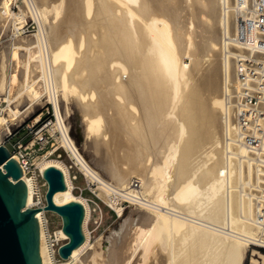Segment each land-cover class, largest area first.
<instances>
[{
    "label": "bare ground",
    "instance_id": "1",
    "mask_svg": "<svg viewBox=\"0 0 264 264\" xmlns=\"http://www.w3.org/2000/svg\"><path fill=\"white\" fill-rule=\"evenodd\" d=\"M95 1L67 0V4L60 1L53 5L52 18L59 19L64 5L68 11L59 19L61 23L55 20L60 24L52 27L54 21L45 24L49 3L43 1L45 7L41 2L39 6L35 0H25L38 31L34 40L11 44L9 56L8 44L2 45L0 91L8 87V97L17 81L18 95L26 92L32 103L41 97L36 83L43 81L59 122V147L69 153L87 180L100 186L99 193L107 200L111 199L110 189L124 190L148 213H138L130 230L133 233L125 244L122 241L123 246L119 244V252L112 253L109 248L115 245V235L110 245L97 253L86 228L88 203L73 194L67 166L57 159L38 162L35 157L32 165L41 175L50 166L63 174L65 189L54 193L53 202L61 206L75 201L85 210L83 243L67 259L53 263L41 237L42 264H97L105 256L106 264H146L160 248L167 251L165 256L150 263L240 264L247 243L264 246L259 245L264 240L258 237L262 231L256 222L264 207V165L257 163L264 157L241 142L234 104L235 59L244 53L235 43L244 24L238 5L242 8L240 4L249 5L250 0ZM188 1L191 4L186 6ZM7 16L13 18L18 30L23 13L12 15L6 6H0V21ZM88 17L92 19L88 21ZM84 29H92L91 38L98 31L102 33H98L96 43L95 38H86L91 45L85 37L77 40L83 32L75 37L70 33L73 40L66 33ZM74 42L79 43L81 52L86 49L80 61ZM21 51L25 52L23 60ZM183 57L190 62L187 64ZM10 60L17 67L21 64L23 73L19 76L20 71L14 68V73L12 68L14 72L7 80ZM34 68L37 79L32 77ZM69 95L82 113L84 139L91 141L99 154L98 166L111 182L89 165L69 135L58 102L59 96L67 101ZM5 100L7 108L0 112V142L19 115L18 109L10 107V98ZM3 125L6 130L1 131ZM134 175L140 183L138 189L131 186ZM22 180L28 190V207L35 177L24 171ZM110 203L121 212L115 201ZM254 255L251 264H264V253Z\"/></svg>",
    "mask_w": 264,
    "mask_h": 264
},
{
    "label": "rangeland",
    "instance_id": "2",
    "mask_svg": "<svg viewBox=\"0 0 264 264\" xmlns=\"http://www.w3.org/2000/svg\"><path fill=\"white\" fill-rule=\"evenodd\" d=\"M24 1H22V0H0V6H6L8 8V11H9L10 14L13 15V14H18V13L22 12L23 15H24L23 22H21V23L16 25L17 27H20L18 30L14 29L13 18L12 17L7 16L5 18L7 20L4 19L6 21V23L2 19L1 20L3 21V23H2V21H0L1 25L2 24L4 25L2 27L3 30L0 29V32H1L0 33V51H1V48H2L3 44H6V45H3V46H7V44H8V46L10 47L9 48L7 46V48H8L7 49L8 50V56L10 54L9 51L12 50V45L11 44H17V43L19 44V42L21 44L22 43L24 44L25 41L27 42L29 40L30 41L34 40L35 39V33H37L36 31H38L37 21L32 17V15H31V13L29 11L30 4H25ZM35 1H36L37 4L41 2L40 5L41 6H45V7H46V5H42V4H44L45 2H46L45 4L49 3L48 4L49 7L48 6L46 7L47 8L46 9L47 10L46 14L48 16H46V23L45 24L51 23V22L54 21L52 23L53 24L52 27L57 26V23L59 25L61 23L60 20L65 15L63 13H65V10L68 11V8L64 7L66 5L62 6L63 13H61V14L63 16L60 15V17H61V18L59 17L60 20L59 19H55V18H52V17L55 16L54 15V11L52 10V6L53 5H57L60 1H62V5L63 4H67V0L66 1L65 0H56V2L58 1L57 3H55V0H52V1L51 0L50 1L43 0L45 2H43L42 0H35ZM64 1H65V3H64ZM81 1H84V0H81ZM188 2H190V3H188ZM188 2L186 3V6L191 4V1H188ZM94 3H96L95 0H94ZM67 7H68V5H67ZM161 12L164 14L165 11L163 10ZM159 14H160V12H159ZM160 15H162V14H160ZM9 17H10V19H9ZM162 17H164V16L162 15ZM166 17H165V19H168ZM90 18L92 19V17H90ZM90 18L88 17L86 19L89 21ZM229 19L231 20V18H229ZM55 20H59L60 23L58 21L56 23ZM75 23H74V26H75ZM6 24H8V25L6 26ZM47 25H51V24H47ZM76 26H78V22H77ZM87 29L81 30L79 33H78V31L77 32H66V33H67L68 37H70L73 40L74 38H72V36L75 37V34L77 35V34H81V32H83L82 33L83 35L82 34L79 35V36H82L81 38L77 35V38H78L77 40L79 41L82 38L84 39V37H85V41L87 42L89 40V39H86L88 36L90 38H91V36H94L93 35V31L91 32L92 29L91 30L90 29L87 30ZM87 31H89V32H87ZM95 32L96 31H94V33ZM66 33H65V35H66ZM70 33L71 34L74 33V34L71 36ZM98 33L100 35V33H102V32L101 31L97 32V34L94 37L96 40L94 38H91V40L92 39L95 40V43H96V41L98 39ZM65 35L63 37L65 39H68V37H66ZM74 41L76 42V40H74ZM87 43L89 44V42H87ZM76 44L78 46H75V48H76V50L78 49L77 51L79 52V56H81V57L83 56L84 57L83 53H85L86 49L85 48H84L85 50L82 49V52H81V49L79 48V43L77 42L74 45H76ZM89 45H91V44H89ZM86 46H88V45L86 44ZM91 47L92 46H90V48ZM80 53L83 54V55H80ZM22 54H24V55H22ZM21 55L24 56V57L21 56V58H20V59L23 60L25 58V52L21 51ZM83 57L81 59L79 57L78 61L82 60ZM183 60L185 62L188 61L187 64L190 62L188 57H183ZM8 62L9 63H8V66H7V74H8L7 80H9V76L11 75V73H13L16 70L14 68H17L20 71V72H18L19 76L23 73V70H22L23 68H21L22 67L21 64L19 65V67H20L19 68V67L16 66L15 61H11L10 60ZM14 66H16V67H14ZM12 68L14 69V71H12ZM36 71H37V69L34 68L33 73H32V77L35 75L33 78L36 77V79H37V77L39 78V76H37L39 74H37L38 72H36ZM14 73H16V71ZM15 82H16V84H15ZM15 82L13 83V85L15 84V86H13V85L11 86V89H10L11 93H10V95H8V97H7V89H8V87L5 90L6 92L4 90L0 91V99H1V101H3L2 107L5 108V109L7 108V104L8 103L5 100V98H10V101H11L10 102V107L19 110V113H18L19 115L17 116L15 121H13V120L9 121L10 123L12 121L14 122V124L11 125V127H10L11 133L13 134V137L9 141V144H8L9 147L12 144H14L15 142H17L18 140H20L25 135V133H26L25 126L27 124H30L32 122V120L36 119L38 116H41L39 121L44 122V118H46V116H47V114H46V106L50 102L49 99H48L47 93H46V91L44 89L45 85L43 84L44 83L43 81H41V80L37 81V83H36L37 87L36 86L35 87L39 88L38 90H40V92H41V97L39 99H37V100H34L32 103H31L30 99L28 98L26 92H23L21 95H18L19 89H20V83L17 82V81H15ZM18 83H19V85H18ZM58 102H59V106H60V112L62 114V117L64 118V123L69 128V135L74 140V142L76 143L80 154L83 156V158L89 163V165L94 170L96 169L95 171L98 170L97 172H99L102 176H104V178L106 177L105 179L107 181H109L110 180L109 177L100 168V166H98V162H97L98 160L96 158H99V154L97 155L96 151H94L95 149H93L92 144H90L91 141L84 139V135H83L84 134V122H83V120H81V118H82L81 114L82 113H80V111H79L80 108H79L77 102L75 101L73 96H70V95H69L67 101L65 99L60 98V96H59ZM30 104H32V105H30ZM29 105H30V108L28 109ZM3 115H4V113H3ZM9 122H8V124H10ZM41 122H40V124H41ZM8 127H9V125H8ZM3 129L6 130V126L3 125L1 131ZM30 140H31V138H30V136H28L24 140V143H27V141H30ZM45 151H47V152L54 151V153L52 155H50L49 157H42L43 159H45V161L49 160V159H57V160L61 161L63 164H65V166H67V168L69 170L70 179H71V182L73 184V194L76 195V196H81L84 199L87 198V199L90 200V202L88 203V206H89V217H88V220H87V223H86V228H87V231H88L89 243L91 244V246L93 245L95 250H97V253H100L101 250L104 251L105 248H107L110 245V240L112 241V238H114V236L116 235L118 240L114 239L115 245L113 246L111 244L109 248H111V252L112 253H116L117 251L119 252L122 249L123 244H125L126 241H129V237L131 236V233H133L131 231L134 229V223L138 220V215H139L138 213H140V211H142V212L144 211L145 212L146 208L144 209L142 207H139V204H135L134 203V205L133 204L125 205L124 208L122 207L121 212L118 213L115 208H112L113 206L110 203V200H107L106 197L103 196V194L101 195L99 192H98L99 194L96 193L98 195L99 199L93 197L92 194L89 191H87V190H83L82 195H80V191L79 190L85 188V179H84L85 176L83 174V171L80 170L79 166L76 164V162L72 159V157L69 156V153H67L61 147H59L58 141L56 143H54L53 145L49 144L48 147L45 149ZM42 153L43 152H39V153L36 154V156H39L38 162H40ZM36 156H34V158ZM132 178L135 179L137 177L134 175V177H132ZM38 181L42 182V179L39 176H38ZM109 182H111V180ZM112 201H114V199ZM145 213H148V210ZM52 214L53 213L50 212L47 215H48V217L50 218L51 221H53L54 223H57L58 219L54 216L55 214H53V215ZM121 226H122V228H120ZM174 233H175L174 237L177 238V235H176L177 232H174ZM178 236H179V234H178ZM108 237H110V238H108ZM258 237H260L261 239H264V237H262L261 233L258 234ZM176 238H174V239H176ZM171 239L174 240L173 239V233H172ZM122 241H124L123 244H121ZM119 244L122 245V246H120ZM117 248H119V249H117ZM160 249L159 250L156 249L157 251L155 250L152 258H150V260H149V263L147 262L148 264H152V263H150V261L153 260L154 258H159V257L165 256V253L167 251L164 250L163 248H160ZM256 252L264 253V246H257L255 244H253V241H252L251 244L247 243V245L244 248L242 259H240V264H251V259L256 257L254 255V253H256ZM126 254H127V251H126ZM102 259H103V261H101ZM104 259L106 260V256L104 258L98 259L97 260L98 262H96V263L97 264H101L102 262H103V264H106V262L109 263L108 260H106V262H104Z\"/></svg>",
    "mask_w": 264,
    "mask_h": 264
},
{
    "label": "built area",
    "instance_id": "3",
    "mask_svg": "<svg viewBox=\"0 0 264 264\" xmlns=\"http://www.w3.org/2000/svg\"><path fill=\"white\" fill-rule=\"evenodd\" d=\"M240 5H243V7L239 8L238 5V13L239 10L242 11L244 24L243 30L240 34H237L235 43L244 50V53L243 55L239 54L235 59L236 102L234 104L236 109H238V133L241 142L245 146L258 150L260 152L259 155L264 157V0H250L249 5L246 2ZM227 100H230L228 96ZM2 104L3 101L0 100V112L3 108ZM46 114L44 122L39 121L41 116H38L30 124H27L25 126V135L10 147L8 144L13 137L11 132L0 142V145L6 146L10 155L16 158L22 172L25 171L27 175L35 177L32 200L30 205L26 206V208L31 209L44 208L47 190V183L43 179L39 168L32 165L34 156L39 152H43L41 161L43 160L42 157L52 155L55 150L47 152L45 149L49 144L53 145L56 143L61 136L58 128V118L52 102L47 104ZM28 136H30L31 140L24 143V140ZM36 158H39V156H36ZM257 164L264 165V159L258 161ZM37 175L41 177L42 182L38 181ZM84 179L85 188L79 190L80 195H82L83 190H87L93 197L99 199L96 193L101 192L100 186L93 181L87 180L86 177ZM131 186L138 189L140 183L137 179H134L131 182ZM108 193V197L111 198L110 200L114 199L115 206L124 208L125 205H134L135 203L131 201L132 196H129L124 190L116 192L110 189ZM85 200L87 203L90 202L87 198ZM137 200H139L138 197L135 201ZM48 213L50 212L41 210L36 213L40 229V245L42 237V244L46 255L53 263H57L64 260L59 256L58 249L66 244L67 239L62 235L60 217L55 214L54 216L58 219V222L54 223L48 217ZM256 222L262 231V237H264V207L258 213Z\"/></svg>",
    "mask_w": 264,
    "mask_h": 264
},
{
    "label": "water",
    "instance_id": "4",
    "mask_svg": "<svg viewBox=\"0 0 264 264\" xmlns=\"http://www.w3.org/2000/svg\"><path fill=\"white\" fill-rule=\"evenodd\" d=\"M42 177L47 183L43 209L56 213L62 220V232L68 241L58 249V254L67 259L84 241V206L75 201L61 206L53 202L54 193L65 189L63 174L58 168H46ZM27 195L18 162L6 146L0 145V264H42L36 218V212L42 209L26 208Z\"/></svg>",
    "mask_w": 264,
    "mask_h": 264
}]
</instances>
